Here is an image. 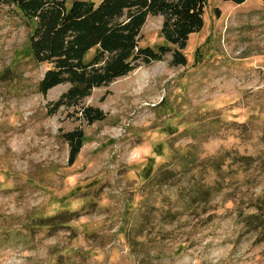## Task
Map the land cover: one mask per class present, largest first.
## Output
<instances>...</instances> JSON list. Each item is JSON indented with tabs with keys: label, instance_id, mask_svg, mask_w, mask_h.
Listing matches in <instances>:
<instances>
[{
	"label": "rangeland",
	"instance_id": "obj_1",
	"mask_svg": "<svg viewBox=\"0 0 264 264\" xmlns=\"http://www.w3.org/2000/svg\"><path fill=\"white\" fill-rule=\"evenodd\" d=\"M203 21L185 66L167 54L94 89L105 119L87 126L47 114L69 86L40 93L32 28L0 5V264H264V206L248 209L264 198V0H209ZM161 24L142 47L165 44Z\"/></svg>",
	"mask_w": 264,
	"mask_h": 264
},
{
	"label": "trees",
	"instance_id": "obj_2",
	"mask_svg": "<svg viewBox=\"0 0 264 264\" xmlns=\"http://www.w3.org/2000/svg\"><path fill=\"white\" fill-rule=\"evenodd\" d=\"M208 2L76 0L67 6L65 0H0V5L14 6L32 28L31 56L37 64L48 66L39 84L40 93L46 96L57 86H69L56 101L47 104V114L51 116L62 108H72L91 126L105 119L102 110L84 105L94 89L108 87L142 65L161 62L167 54H171L170 66L186 65L182 52L190 36L203 29ZM148 17L162 18L159 35L165 44L156 48L140 45V32ZM62 138L69 146L67 166L71 167L83 145V130L77 128L63 133ZM200 196L204 199L208 195L201 192ZM252 199L255 204L248 205V209L262 212V194ZM257 218L258 215H247V224L254 225Z\"/></svg>",
	"mask_w": 264,
	"mask_h": 264
}]
</instances>
